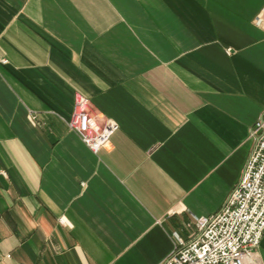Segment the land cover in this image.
<instances>
[{
	"label": "crops",
	"instance_id": "1",
	"mask_svg": "<svg viewBox=\"0 0 264 264\" xmlns=\"http://www.w3.org/2000/svg\"><path fill=\"white\" fill-rule=\"evenodd\" d=\"M263 9L0 0V264H163L191 242L258 141ZM75 92L119 123L96 153Z\"/></svg>",
	"mask_w": 264,
	"mask_h": 264
},
{
	"label": "built area",
	"instance_id": "2",
	"mask_svg": "<svg viewBox=\"0 0 264 264\" xmlns=\"http://www.w3.org/2000/svg\"><path fill=\"white\" fill-rule=\"evenodd\" d=\"M255 24L264 28V9ZM74 95L67 125L95 153L110 146L119 123L93 109L89 96ZM254 133L258 141L222 209L196 218L192 241L179 246L163 264H262L258 248L264 234V121Z\"/></svg>",
	"mask_w": 264,
	"mask_h": 264
}]
</instances>
